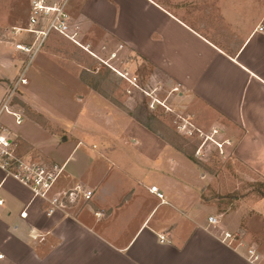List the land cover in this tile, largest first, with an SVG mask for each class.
Here are the masks:
<instances>
[{
	"label": "crops",
	"instance_id": "obj_1",
	"mask_svg": "<svg viewBox=\"0 0 264 264\" xmlns=\"http://www.w3.org/2000/svg\"><path fill=\"white\" fill-rule=\"evenodd\" d=\"M185 1L176 0L175 11L162 0H66V11L90 56L116 65L131 57L122 64L131 69L150 65L147 85L173 82L178 112L187 109L190 123L216 134L225 151L264 179V0H215L216 7L203 0L205 14L185 10ZM60 53L45 46L35 56L60 94H43L32 75L21 97L48 129L24 118L21 125H32L38 137L25 128L16 134L26 156L63 166L62 188L78 185L93 195L68 214L48 218L45 203L0 167V251L7 264H264V244L256 243L261 224L254 228L249 219L246 229L230 231L234 215L225 218L217 209L223 204L201 196L206 175L199 167L71 76ZM19 57L13 45L0 47V100L21 67ZM52 106L77 110L69 119ZM68 139L64 158L53 159L51 152ZM253 209L264 218V198ZM219 229L241 234L239 243H222ZM250 244L255 263L247 260Z\"/></svg>",
	"mask_w": 264,
	"mask_h": 264
},
{
	"label": "rangeland",
	"instance_id": "obj_2",
	"mask_svg": "<svg viewBox=\"0 0 264 264\" xmlns=\"http://www.w3.org/2000/svg\"><path fill=\"white\" fill-rule=\"evenodd\" d=\"M162 1L166 2L168 7L175 9V11L176 3L179 4L176 0ZM201 1L197 0L196 2H192L191 0H186L182 3V7L190 13L195 9L196 11H201L202 14L208 13V3L205 5L203 1V5L199 6ZM0 6H2L0 8V13H4V21L0 20V47L7 48L11 45L14 46V44L27 43L30 40L29 37L26 38L24 33L14 35L13 28L22 29L26 27L28 19V2L26 0H0ZM216 6L217 4L215 0H213V7ZM214 20L218 21L217 19ZM215 25L216 24H214V26ZM49 41L50 43H46L47 45L44 44L42 49L47 46L59 50L61 53L58 59L65 58L69 60L68 69L71 72V76L79 77L81 75L80 73H82L85 68L88 69L90 73H93V76L101 79L97 81L100 92L107 95V100H112L110 102L118 111L122 112V116H127L135 121L136 118L144 120L145 118L147 119L148 116H153L155 121L151 124L157 131V134L165 137L174 143L175 146H181L185 153L192 154L201 173L206 175V183L201 192L202 198L206 202L211 201L212 203L223 204L217 205V209L225 213V218H230L234 215L233 220L231 218L228 219L233 227L230 231H235L240 228L246 229V224H248L249 219L253 220L254 228L257 227V222H259L262 232H257L258 234H256V236L259 240H257L258 242L256 241V243L260 249L263 247L264 218L262 215H259V219L257 218L253 206L259 198H261L260 193L262 192L264 194V179L257 176L240 162H237L230 151H225L223 143L221 142L223 140L216 137V134H213V132L209 134V131L202 129L197 123H190L187 116V109L184 111L185 113L178 112L179 103H176V92L173 93L175 96H172V88L174 87L173 82H167L163 85L159 84L154 88L153 85H147L146 83V77L151 73L152 69L150 65H136L133 66L132 69L130 67V69L128 67H123L122 64H128L132 59L131 57L123 58L121 64L117 65L106 60L105 63L107 65H104L90 56L86 51H83L80 47L59 36L50 38ZM62 51L66 54H63ZM17 54H19V52H17ZM17 60L18 64H21V67L8 84L16 79L24 66H27L25 72L26 79L33 75L37 86H43L40 87L43 94H60L57 92L54 85L57 83L51 80L48 74L43 72L42 69V73L40 72V66L37 63V60H39L38 57H34L28 64L27 57L20 53V57ZM107 66H110V68H113L115 71ZM35 74L37 75L35 76ZM133 75L138 76L137 82L131 79ZM129 80H132L134 85H131ZM26 87H28V84L21 88L19 91L20 98L16 99L17 103L24 105V107L19 106L23 109L24 118L35 121L48 129L49 125L44 118L34 115L35 113H32L30 108L22 102L21 97L25 94L24 89H26ZM63 93L70 94L71 91ZM52 110L58 115H63L70 119L74 116L77 109L76 107L70 106L68 108L67 106H52ZM124 110L132 112L134 118L129 116ZM1 119L7 120V122H3V124L15 138L17 144L14 152L15 157L23 160H28L30 158L29 160L40 163L57 164L53 161L39 159V156H35V158L32 155L26 156L24 151L28 150L23 147L16 133L25 128V130L31 134L32 138L37 139L39 131L33 128L32 125L23 124L21 126H16L12 118L6 115H3ZM61 146L62 149L60 151L54 149L51 152V157L57 161L64 158V152L71 147V140L68 139V142ZM59 181L60 177L56 181L54 189L67 190V188L61 187Z\"/></svg>",
	"mask_w": 264,
	"mask_h": 264
},
{
	"label": "built area",
	"instance_id": "obj_3",
	"mask_svg": "<svg viewBox=\"0 0 264 264\" xmlns=\"http://www.w3.org/2000/svg\"><path fill=\"white\" fill-rule=\"evenodd\" d=\"M13 34L24 33L27 43L14 44V49L27 57L28 64L41 51L43 45L50 36L56 35L66 41L82 48L77 40V27L72 23L66 11V0H59L52 3L46 0H31L27 25L25 28H13ZM115 55H111L114 57ZM107 65L105 62H102ZM110 68V66H107ZM27 66H24L15 80L8 84L5 94L0 100V167L7 170L15 179L28 187L34 198L45 203L44 215L52 217L57 213L68 214L79 204L88 203L93 195L91 190L82 186H75L67 190H55L54 185L63 172V166L52 163H40L32 160H23L14 156L17 144L14 136L1 121L3 115L12 118L14 124L19 126L24 119V112L15 101L19 97V91L27 84L25 77ZM115 71L113 68H110ZM134 85L133 81H129ZM149 192L159 199L162 194L156 187H150ZM99 216L100 214H96ZM22 218L26 213L20 214ZM208 223L217 226L219 221L215 217H209ZM219 240L232 247L239 243L241 234L228 230L219 229ZM160 241L164 237L160 236ZM247 260L250 263L257 262L256 248L251 246L247 249ZM0 264H7L5 254L0 251Z\"/></svg>",
	"mask_w": 264,
	"mask_h": 264
},
{
	"label": "trees",
	"instance_id": "obj_4",
	"mask_svg": "<svg viewBox=\"0 0 264 264\" xmlns=\"http://www.w3.org/2000/svg\"><path fill=\"white\" fill-rule=\"evenodd\" d=\"M89 73V74H88ZM92 75V76H91ZM94 74L93 73H90V72H82L81 75H80V80L85 84L87 85L88 87H90L91 89H93L94 91H96L97 93H99L100 95L102 94L106 99H107V95H105L103 92H100V89H99V84H97V81L100 79V78H97L95 76H93ZM101 80V79H100ZM112 101V100H110ZM15 103L18 105V106H23V104H20V103H17L15 101ZM129 116L133 117L134 118V115L132 112L128 111V110H124ZM136 121L139 122L142 126H144L145 128H147L148 130L154 132L157 134V131L154 129V127L152 126V122L155 121V118L153 116H148V118L146 119H138L136 118ZM175 135V134H174ZM161 137V136H160ZM162 140H164L166 143L170 144L171 146H173L174 148H176L180 153H182L184 156H186L191 162H193L194 164H197L196 163V160L194 159L193 155L192 154H187L185 153V151L182 149L181 146H178V145H174V143H172L171 141H169L168 139H166L165 137H161ZM261 195V198H264V194L261 192L260 193Z\"/></svg>",
	"mask_w": 264,
	"mask_h": 264
},
{
	"label": "water",
	"instance_id": "obj_5",
	"mask_svg": "<svg viewBox=\"0 0 264 264\" xmlns=\"http://www.w3.org/2000/svg\"><path fill=\"white\" fill-rule=\"evenodd\" d=\"M62 141H65V138H63V140Z\"/></svg>",
	"mask_w": 264,
	"mask_h": 264
}]
</instances>
